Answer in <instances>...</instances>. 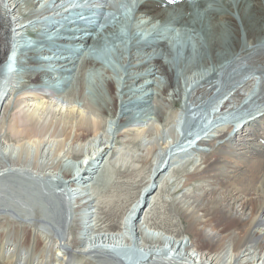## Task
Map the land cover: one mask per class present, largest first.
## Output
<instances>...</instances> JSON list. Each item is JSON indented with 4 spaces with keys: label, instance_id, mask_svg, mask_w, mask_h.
Instances as JSON below:
<instances>
[{
    "label": "bare ground",
    "instance_id": "1",
    "mask_svg": "<svg viewBox=\"0 0 264 264\" xmlns=\"http://www.w3.org/2000/svg\"><path fill=\"white\" fill-rule=\"evenodd\" d=\"M139 1L133 17L162 28L140 34L137 46L131 34L128 49L92 60L91 30L100 29L74 25L80 32L69 33L65 48H41L45 60H58L45 74L32 50L19 56L18 46L42 33L35 23L55 28L58 18L43 17L69 4L0 0V92L9 84L0 95V264H264V0H210L206 8L202 0ZM95 6L106 10L103 0ZM110 21L104 31L114 33L120 27ZM182 31L189 35L167 44V34ZM11 39L15 63L6 59ZM178 96L183 103L165 124ZM242 102H253L243 114ZM214 106L190 134L194 118ZM259 164L262 172H251ZM138 166H150L142 190L109 229L103 219L116 215L119 199L103 193ZM172 184L177 234L151 223L153 192Z\"/></svg>",
    "mask_w": 264,
    "mask_h": 264
},
{
    "label": "rangeland",
    "instance_id": "2",
    "mask_svg": "<svg viewBox=\"0 0 264 264\" xmlns=\"http://www.w3.org/2000/svg\"><path fill=\"white\" fill-rule=\"evenodd\" d=\"M208 3L211 4L210 2H208ZM132 20H133L132 23H136V22L141 21V20H142L141 22H143V20H145V19H143V18H140L139 19V18L132 17ZM135 20H136V22H135ZM156 24H157V21L156 22L151 21V22H149L148 26H144L143 25L142 27H143V29H147V28L152 27V26H154ZM139 29H142V28H139ZM239 32H241V34H243L242 33V28H239ZM187 33L188 32H183L182 31V33L177 32V35H180V34H182L184 36L189 35ZM195 36L196 37H199V38L201 37L200 35H196V34H195ZM198 41L201 42V39H198ZM165 49H169V47H166ZM172 52H173V56L177 57V55L174 53V51H172ZM112 61H113L112 62V66H111L112 69H110V71H112L114 73L115 72V70L113 69L114 68L113 67L114 60H112ZM124 69L125 68H122L121 71L124 72ZM113 73H112V78L114 77ZM117 76H118V74H117ZM54 77H56V75H54ZM158 77L160 79H162L163 86H164V93L171 92L172 91L171 90L172 83L171 82L168 83L166 81V79L164 78V76L162 77L161 74L160 75H156V78H158ZM90 78H91L92 83L95 84L94 81H93L94 77L91 75ZM114 78H113V80L116 81V79H114ZM124 79L125 78H123L122 81ZM118 80H120V79L118 78ZM253 87L256 88L255 90L257 92L261 90V84L259 83V80H256V82L253 85L250 86L251 89ZM107 88H108L107 86H104V92L107 94V96H109L110 95V92L108 91L109 89H107ZM252 92L249 91L248 92V95H246V97H248V99L250 101H252L253 100V97H254V96H252L253 94L251 95ZM217 100H218V98H217ZM262 101H264V99ZM182 103H183L182 102V97H179L178 96L176 100H172V98H170L169 104L167 106L168 107L167 108V111L164 114V120H166V119L168 120L169 118L171 120L172 117L174 118L177 110L179 109V107H180V105ZM216 103H215V105H216ZM251 103H253V102H251ZM251 103H248V104L244 105L243 102H242V105L240 107L241 108V111H242L241 114H243L244 112L247 111V108L251 105ZM215 107L216 106H214L213 108L212 107L211 108H205V109H203V110L200 111V114H201L203 111H205L207 109L202 114L204 116L203 117V121L201 119H199V117L194 118L195 123L198 124L199 126L193 124L196 127H194L192 129L193 131H191L190 134H192L196 130L198 131L199 129H203L206 126V124L209 123L207 119H209V114L215 109ZM231 117L236 118V116H231ZM104 120H108V118L106 119V117H104ZM167 120H166L165 124L167 123ZM192 120L193 119H191L190 121H192ZM213 120L216 121L217 126H219V127H221L224 124L222 118L219 115H216L215 118H213ZM205 121H207V122H205ZM219 123H221V125H219ZM178 131H180V130H178ZM253 143L258 144L259 141L258 140H253ZM3 156H4V154L0 153V157H3ZM79 159L78 158L77 159L76 158L75 159H72V160H70V163L76 164L77 163V160H79ZM149 159L151 160V154H150ZM135 168H136V171H139V170L142 169L139 166L138 167H135ZM187 169H188V167L186 168V170ZM149 170H150V166L147 167V168H145V169H142L141 170V171H143L142 174H141V171H140V172H137L138 174L132 175L130 177H128V176H122V177L117 176L115 178V181L116 182L112 184L113 186L110 189L106 190V192L103 193L106 196V197L105 196H103V197H104V199L107 202L113 201L117 197L119 199V201L117 202L118 209L117 210L115 209L116 215L113 216V217H111L112 219H107V220L106 219H103V220H105V222L103 224H105L107 226V228H109V229L110 228L116 229L118 227V225H119V223L121 221V216L125 214L126 209L132 204V202L134 201V199L138 195L139 191L142 190L141 189L142 188V185L144 184V182L146 180V176L150 172ZM255 170H259V172L261 173L262 172L261 165L259 164L258 166H256L254 169H252L251 172H254ZM52 177H54V173H51V175L49 176V178H52ZM142 177H143V179H142ZM127 182H129V184H127ZM130 182H132V183H130ZM169 187L170 186H168L165 189L164 188H160V189H158V190H156V191L153 192V195L152 196H154L155 194H157V201H156V203L154 205L151 206V208H152L151 209V212L153 213V217H152L151 223L154 226H156L157 228H160L162 230L164 229V231H167L168 233L177 234V233H180L181 230H182V225L180 223V218H179L180 217L179 216L180 214L177 212L176 205L173 204V201H172L173 198H174V196H175V192H176L177 188L175 187V184H172L171 187H170V189H169ZM120 199H122V200H120ZM149 207H150V205H148V207H145L143 209V211L141 212L142 213L141 216L143 214H145V211ZM107 222H108V224H107ZM184 236H185V234L181 235L180 237L185 240L186 239V236H185V238H184Z\"/></svg>",
    "mask_w": 264,
    "mask_h": 264
}]
</instances>
